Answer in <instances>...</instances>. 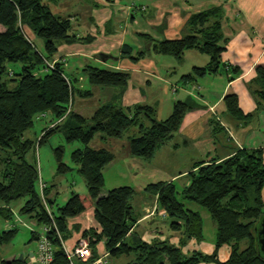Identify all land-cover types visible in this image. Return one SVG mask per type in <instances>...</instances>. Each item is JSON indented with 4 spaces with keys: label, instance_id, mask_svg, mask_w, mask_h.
I'll list each match as a JSON object with an SVG mask.
<instances>
[{
    "label": "trees",
    "instance_id": "16d2710c",
    "mask_svg": "<svg viewBox=\"0 0 264 264\" xmlns=\"http://www.w3.org/2000/svg\"><path fill=\"white\" fill-rule=\"evenodd\" d=\"M46 0H0V217L13 220L12 202L27 198L20 210L22 215L36 221L39 226H51L47 236L54 248L53 264H69L64 243L71 228L69 221L89 209H94V218L101 232L91 228L83 232L90 238L93 252L90 263L99 258L97 247L105 243L109 255L114 258L136 256L127 264H264V256L257 250L255 225L264 216V159L262 149L239 150L235 155L218 160L201 161L188 174L190 184L178 189L174 182L151 184L144 192L157 198L158 207L165 211L170 229L180 234V244L170 240L143 241L131 232L138 218L135 217L132 201L136 194L129 186L114 188L102 195L105 185L104 170L115 160L107 149H93L90 143L95 136L103 139H121L135 127L138 135L129 138V150L133 157L152 160L158 149L179 132L183 119L191 105L176 102L173 113L163 121L155 119L151 106L132 108L101 106L91 118L69 112L75 94L82 97L91 91H79L75 82L65 79L59 65L51 69L49 64L58 52V44L72 41L73 25L69 20L57 17L45 4ZM224 10L209 8L190 16L188 26L191 35L178 40H165L156 44L159 53L182 58L188 50L196 49L208 54V66L195 68L188 79L215 74L221 67L225 47L222 31ZM28 28L29 30L27 31ZM43 40L44 53L40 52L30 35ZM30 34V35H29ZM141 57H143L141 55ZM140 58H132L137 61ZM9 64H20V73L9 70ZM84 73L92 86L125 88L130 75L125 71L100 69L88 66ZM259 88L254 91L258 110H264V67H257ZM13 84L15 85L14 87ZM226 111L237 119H249L240 108L234 93L224 99ZM48 113L53 127L43 130L38 140L26 137V132L35 126L37 117ZM145 121L149 122L146 125ZM65 133L68 144L79 142L83 147L73 151L71 160L87 183V192L72 193L68 201L57 209L51 196L55 185L45 190V196L53 209L52 215L58 228L52 226V218L42 203L39 188L37 159L30 158L52 136ZM65 147L54 149L57 173L66 175L74 168L65 162ZM182 198V200L180 199ZM194 203L205 209L217 224L216 251L212 255L201 252L183 253V247L191 239H203V218L199 212L187 208ZM17 229L0 230V247L8 244ZM32 231L33 240L39 239ZM130 237V238H129ZM249 244L242 248L241 244ZM223 245L232 248L226 262L218 258ZM0 257V264H28L29 255L23 261ZM10 261V263H9ZM77 264H84L77 261Z\"/></svg>",
    "mask_w": 264,
    "mask_h": 264
},
{
    "label": "crops",
    "instance_id": "0c3cea01",
    "mask_svg": "<svg viewBox=\"0 0 264 264\" xmlns=\"http://www.w3.org/2000/svg\"><path fill=\"white\" fill-rule=\"evenodd\" d=\"M45 4L54 15L69 20L73 25L72 34H75L72 41L58 44V52L49 61L50 64L59 65L65 77L75 82L79 91L92 92L89 97H82L77 92L72 112L89 119L103 105L123 108L146 105L155 109L156 120L163 121L172 115L176 102L191 105L192 109L175 134L181 140L184 156L178 154V144L169 145L174 136L158 149L152 160L133 157L129 150V138L138 135V127L132 128L121 139L105 140L97 135L93 139L97 142L90 143L93 149H107L115 155V160L104 170V178L118 162L125 163L131 173L127 178L130 184L135 185L127 186L136 191L132 205L138 218L131 235L140 227L138 236L147 243L155 239H168L179 246L180 234H171L169 230L164 232L162 224L170 229L167 215L158 207L157 198L147 195L144 189L151 184L184 180L183 189L190 184L188 174L197 163L214 158L224 160L239 150L262 149L264 159V110H258L254 95V91L260 87L257 67H264V0H46ZM214 7L224 10L222 44L225 51L221 67L215 74L188 79L186 76L193 74L195 68L209 65L210 56L192 49L179 59L159 53L156 44L191 35L188 26L190 16ZM4 30L0 27V31ZM31 39L34 42L35 38ZM39 44L35 43L38 50L44 53L43 40ZM102 54L113 58L105 61ZM132 58L140 59L133 61ZM88 66L128 72L129 83L125 88L92 86L84 73ZM230 93L238 96L243 113L253 114V117L237 119L226 111L224 99ZM97 96L96 105L87 111L86 106ZM39 122L43 123V135V130L51 123V117L47 116ZM145 123L148 125L149 122ZM163 154L168 158L169 165L156 161L165 157ZM154 165H160L157 167H161L162 171L154 168ZM55 171L53 178L56 179L59 175L57 168ZM38 172L39 178L50 186L39 167ZM107 193L103 192L102 195ZM154 206H157V212L149 216ZM195 211L200 212L203 218V239H191L183 247V253L212 255L216 251L217 224L206 210ZM204 220H208V225L215 231V236L209 239L204 233ZM69 226L71 231L64 243L67 249L77 245L84 231L94 228L101 232L93 208L70 220ZM248 244L245 241L241 247L244 249ZM97 250L99 256L108 252L104 242L98 245ZM231 252V246L223 245L218 251L219 260L226 262ZM30 253L33 252L28 255ZM132 254L136 256L135 252Z\"/></svg>",
    "mask_w": 264,
    "mask_h": 264
},
{
    "label": "rangeland",
    "instance_id": "374dc122",
    "mask_svg": "<svg viewBox=\"0 0 264 264\" xmlns=\"http://www.w3.org/2000/svg\"><path fill=\"white\" fill-rule=\"evenodd\" d=\"M26 29L27 31L29 30L28 28ZM31 37H34L35 38L33 39L34 42L37 43V45H40L39 43L42 40H40L38 37H35L34 34L32 33H31ZM8 68L10 71L13 70V72L15 73H20L21 71L20 64H9ZM14 86L15 85L13 84L12 87ZM99 88H102V87H99ZM98 98L99 97L97 96V99L95 100L93 99L92 101L88 103V106H86L87 111H89L96 105ZM162 98H163L162 95H160V99ZM75 110H76V107H75ZM167 115H168L167 113L164 114L165 117H167ZM42 124L43 123L39 122V120L35 121V126L31 130L26 132L25 134L26 137H29L33 140L40 139V137H42L41 136L42 135V130H41ZM96 142L97 141L95 139L94 141L91 142V145L95 144ZM173 143L179 145L178 154L184 156L183 154L184 149L181 146V140L179 139V137L175 136L174 139L169 141V145H173ZM59 146H64L66 148L64 159H65V162L69 165H73L71 162L70 153L79 147H83V145L79 142L68 144L66 142L65 133L59 132L55 136H52L46 143L42 144L41 147L37 146L36 152H32L30 154V158L35 157V159H37L38 167L42 169V173H43L42 175L45 178V180L48 181L49 185H55L52 189V194H51V196L55 199V203L53 205L54 209H57L58 207L63 206L68 201V199L71 197L72 193L82 194L88 191L86 180L84 176L77 171L76 165L73 166L74 170L67 173L66 175H62V176L58 175L56 176V179L53 178L54 173L56 174L55 168H57L54 149ZM164 156L165 157H162L161 160L160 158H157L156 161L164 162V163H167V165H169L168 158L166 157V155ZM183 164L184 163H182V165ZM157 166H160V165H154L153 167L155 168ZM157 168L159 171H162L160 170L161 167H157ZM128 175L130 176L131 173L130 171H128V167L125 165V163L118 162L116 165H114V167L110 171L107 172L103 192H107L110 189H112V187H116L117 185H124V183H127L125 186L135 185L134 183L130 184V179L127 178ZM183 183H184V180L175 182L179 190L182 187H184ZM180 199L182 200L181 197ZM26 201H27V198H23V199H20V200H17L11 203L10 207L12 208L14 212L13 220L7 221L0 217V230L2 231L10 230L12 228H9L8 226L15 225V224H16L15 228L17 229V232L15 236L13 237L12 241L0 247V257L1 258H4V259L9 258L8 260H12L15 257H19L22 254L24 256H27L29 252H35L37 250L38 240H33L32 228L34 229V232L41 233L42 226H39L35 220L29 218L28 216L21 214L20 210L25 205ZM191 206H194V207L192 208ZM187 208L205 211V209L201 208L200 206L194 203H189L187 205ZM18 218L21 219L25 223L26 226L23 224L17 223L16 221ZM158 224H161V223H158ZM204 224H206L205 232H204L206 237L209 239L215 236L214 228L208 225V220H204ZM162 228L164 229L165 233H167L168 232L167 230H169L171 234H174V233L178 234V232L167 228V226L165 227V224H162ZM137 230L134 233L136 235H138L140 227H138ZM134 258H135V255L133 254L131 256H123L120 258H114L110 256L107 259V264H127Z\"/></svg>",
    "mask_w": 264,
    "mask_h": 264
},
{
    "label": "built area",
    "instance_id": "2783aa9c",
    "mask_svg": "<svg viewBox=\"0 0 264 264\" xmlns=\"http://www.w3.org/2000/svg\"><path fill=\"white\" fill-rule=\"evenodd\" d=\"M49 66L51 69H54V65L49 64ZM65 79L68 82V84H71V80L69 78L65 77ZM71 110H72V102L70 103V107L67 110L66 115L62 119H64L67 116V114L71 112ZM47 116L50 115L48 113H42L37 117V119L42 120ZM54 125L55 123L50 124V128L53 127ZM47 187H48L47 183L41 180V178H39V188H40L42 203L48 215L52 218V226L56 229L58 235L60 236L58 228L53 219L54 218L52 215L53 209L48 201L47 196H45V190L47 189ZM156 212H157V206H154L152 211L149 212V216L154 215ZM16 222L25 225V223L19 218L17 219ZM13 227H16V224L11 226V228ZM50 229L51 226H42V232L39 234L37 250L33 252L32 256H29L28 264H53L54 248L47 236ZM32 230L34 232L33 228ZM64 248L66 250V255L69 260V264H77L76 261H79L84 264H107V259L109 257V253L105 252L104 254L100 255L97 260L90 263L91 258L93 256V252L90 246V238H84V237L81 238L74 248L67 249L65 245Z\"/></svg>",
    "mask_w": 264,
    "mask_h": 264
},
{
    "label": "water",
    "instance_id": "95a60500",
    "mask_svg": "<svg viewBox=\"0 0 264 264\" xmlns=\"http://www.w3.org/2000/svg\"><path fill=\"white\" fill-rule=\"evenodd\" d=\"M103 60L112 59L113 56L101 55ZM254 232L256 235V243H257V250L260 256H264V216L259 219L257 224L255 225ZM33 253H30L29 256H32ZM19 261L24 260V255H20L18 258ZM10 263V261H9Z\"/></svg>",
    "mask_w": 264,
    "mask_h": 264
}]
</instances>
